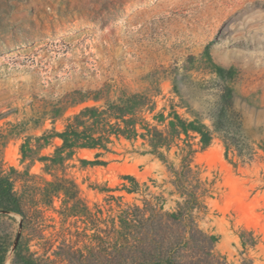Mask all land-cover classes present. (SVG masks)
<instances>
[{"label":"rangeland","instance_id":"374dc122","mask_svg":"<svg viewBox=\"0 0 264 264\" xmlns=\"http://www.w3.org/2000/svg\"><path fill=\"white\" fill-rule=\"evenodd\" d=\"M0 176L2 264H264V0H0Z\"/></svg>","mask_w":264,"mask_h":264},{"label":"trees","instance_id":"16d2710c","mask_svg":"<svg viewBox=\"0 0 264 264\" xmlns=\"http://www.w3.org/2000/svg\"><path fill=\"white\" fill-rule=\"evenodd\" d=\"M216 129H220L219 122L215 124ZM0 211H11L23 214L22 200L13 190L12 183L4 176H0ZM5 248L0 244V264L4 257ZM19 254L16 253V256ZM25 264H34L32 261L24 260Z\"/></svg>","mask_w":264,"mask_h":264}]
</instances>
